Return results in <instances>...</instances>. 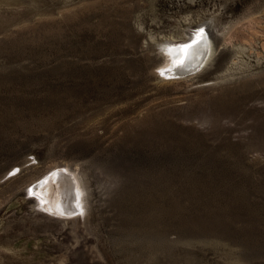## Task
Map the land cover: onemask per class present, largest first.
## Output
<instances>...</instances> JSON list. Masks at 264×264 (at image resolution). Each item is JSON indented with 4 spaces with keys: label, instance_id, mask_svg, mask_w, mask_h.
I'll use <instances>...</instances> for the list:
<instances>
[{
    "label": "rangeland",
    "instance_id": "1",
    "mask_svg": "<svg viewBox=\"0 0 264 264\" xmlns=\"http://www.w3.org/2000/svg\"><path fill=\"white\" fill-rule=\"evenodd\" d=\"M57 166L74 220L33 193ZM0 264H264V0H0Z\"/></svg>",
    "mask_w": 264,
    "mask_h": 264
},
{
    "label": "bare ground",
    "instance_id": "2",
    "mask_svg": "<svg viewBox=\"0 0 264 264\" xmlns=\"http://www.w3.org/2000/svg\"><path fill=\"white\" fill-rule=\"evenodd\" d=\"M202 41L206 45L201 48ZM192 43L196 45L191 47ZM168 50L169 53L166 54L168 62L160 68L164 80L186 77L190 73L205 69L215 52L211 38L200 34L188 43H173L168 46ZM188 58H192V61L186 65L185 61ZM193 63L195 66L191 67ZM33 185V193L43 204L44 210L56 217L69 221L79 218L86 211L85 194L80 178L68 168L57 166Z\"/></svg>",
    "mask_w": 264,
    "mask_h": 264
},
{
    "label": "water",
    "instance_id": "3",
    "mask_svg": "<svg viewBox=\"0 0 264 264\" xmlns=\"http://www.w3.org/2000/svg\"><path fill=\"white\" fill-rule=\"evenodd\" d=\"M202 36H204V33L203 34H201ZM200 35V36H201ZM194 42V41H193ZM206 42V41H205ZM207 43V42H206ZM192 45L193 46H195L196 44H194V43H192V44H190V46L192 47ZM204 45H206L203 41H202V45H200V47L202 48ZM193 52H195V51H193ZM192 58H188L186 61H185V64L187 65L189 62H191L192 60H191ZM189 65V64H188ZM192 66H195V64L193 63L192 65H191V67Z\"/></svg>",
    "mask_w": 264,
    "mask_h": 264
},
{
    "label": "snow or ice",
    "instance_id": "4",
    "mask_svg": "<svg viewBox=\"0 0 264 264\" xmlns=\"http://www.w3.org/2000/svg\"><path fill=\"white\" fill-rule=\"evenodd\" d=\"M200 32L203 33V29H200ZM187 47V46H186Z\"/></svg>",
    "mask_w": 264,
    "mask_h": 264
}]
</instances>
